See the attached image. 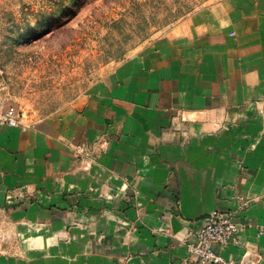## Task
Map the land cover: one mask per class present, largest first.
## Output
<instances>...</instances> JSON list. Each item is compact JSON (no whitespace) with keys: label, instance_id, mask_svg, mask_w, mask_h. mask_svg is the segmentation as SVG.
<instances>
[{"label":"crops","instance_id":"1","mask_svg":"<svg viewBox=\"0 0 264 264\" xmlns=\"http://www.w3.org/2000/svg\"><path fill=\"white\" fill-rule=\"evenodd\" d=\"M213 211L240 226L215 252L264 264V0L196 12L81 107L0 124V264H200Z\"/></svg>","mask_w":264,"mask_h":264},{"label":"rangeland","instance_id":"2","mask_svg":"<svg viewBox=\"0 0 264 264\" xmlns=\"http://www.w3.org/2000/svg\"><path fill=\"white\" fill-rule=\"evenodd\" d=\"M230 1L0 0V104L28 125L81 107L118 64ZM90 149L72 153L86 160Z\"/></svg>","mask_w":264,"mask_h":264},{"label":"built area","instance_id":"3","mask_svg":"<svg viewBox=\"0 0 264 264\" xmlns=\"http://www.w3.org/2000/svg\"><path fill=\"white\" fill-rule=\"evenodd\" d=\"M0 124L12 127L26 125L18 111L12 107H4L1 104ZM239 231L240 226L231 214L213 213L198 233V244L191 243V253L202 264H235L233 261L225 260L218 255L214 250V246L225 247L236 242Z\"/></svg>","mask_w":264,"mask_h":264}]
</instances>
